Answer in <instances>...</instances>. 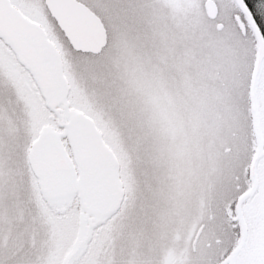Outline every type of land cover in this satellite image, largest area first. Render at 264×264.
Returning a JSON list of instances; mask_svg holds the SVG:
<instances>
[{
  "label": "snow or ice",
  "instance_id": "snow-or-ice-1",
  "mask_svg": "<svg viewBox=\"0 0 264 264\" xmlns=\"http://www.w3.org/2000/svg\"><path fill=\"white\" fill-rule=\"evenodd\" d=\"M0 264H264V0H0Z\"/></svg>",
  "mask_w": 264,
  "mask_h": 264
},
{
  "label": "trees",
  "instance_id": "trees-1",
  "mask_svg": "<svg viewBox=\"0 0 264 264\" xmlns=\"http://www.w3.org/2000/svg\"><path fill=\"white\" fill-rule=\"evenodd\" d=\"M251 6V5H250Z\"/></svg>",
  "mask_w": 264,
  "mask_h": 264
}]
</instances>
